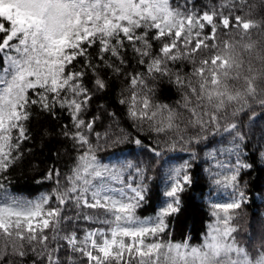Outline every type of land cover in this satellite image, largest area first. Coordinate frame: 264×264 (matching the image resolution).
Returning <instances> with one entry per match:
<instances>
[{
	"label": "snow or ice",
	"instance_id": "snow-or-ice-1",
	"mask_svg": "<svg viewBox=\"0 0 264 264\" xmlns=\"http://www.w3.org/2000/svg\"><path fill=\"white\" fill-rule=\"evenodd\" d=\"M245 3L246 0L238 3L224 0L221 9L235 10ZM208 26L210 32L205 34ZM219 27L226 33L236 29L239 39L221 41L217 35ZM257 27L256 22L241 15L233 17L231 11L228 15L216 10L185 14L173 9L170 0H0V172L18 158L13 153L28 138L22 122L29 118L30 105H38L45 111L57 103L68 108L77 131L65 135L85 149L65 177V188L54 193L57 207H47L51 200L48 196L35 202L13 198L0 204V239L5 249L10 246L12 253L22 258L31 251L41 264H66L60 255L62 247L78 253L85 264H264V242L258 250L250 252L238 244L234 235L238 229L231 222L246 202L243 191L230 203L214 205L218 210L213 212L217 223L210 226L199 247L161 237L166 229L164 217L178 210L179 193L184 190L183 185L190 183L188 175L177 179L165 193L173 202L160 210L155 222L139 219L136 209L145 198L143 186L130 183L120 188L111 186L112 182L120 181L124 169L97 160L94 146L81 130L90 133L94 123L80 118L91 99L81 83L84 73L66 71L78 56H87V48L94 44L99 45L100 60L105 59L104 53H109L124 63L121 52L127 41L150 76L171 75L170 62L195 63L197 52L215 50L193 71L196 84L178 74L176 83L191 93L185 96V107L191 113L189 123L199 128L209 124L219 126L222 111L231 108L236 114L252 101L264 106V49H257L248 39L250 29ZM151 40L161 42L155 55ZM255 61H259V67ZM130 82L133 88L130 117L155 120L157 111H150L147 96L138 97L136 91L148 87L143 74L133 76ZM95 85L105 88L99 78ZM30 91L36 98L29 97ZM138 102L142 104L140 109ZM158 108L162 112L167 106ZM175 119L176 114L168 109V129L174 126ZM236 127L231 123L225 130ZM156 130L164 128L158 126ZM136 143L140 144V140ZM248 167L238 162L229 183L236 186L239 170ZM52 175L50 172L49 178ZM55 175L59 177V172ZM68 204L77 209L75 219L107 228L86 230L83 238L75 231L61 235V224L73 219L62 215ZM83 209H102L104 216L81 215ZM67 264H75L74 258L69 257Z\"/></svg>",
	"mask_w": 264,
	"mask_h": 264
},
{
	"label": "trees",
	"instance_id": "trees-1",
	"mask_svg": "<svg viewBox=\"0 0 264 264\" xmlns=\"http://www.w3.org/2000/svg\"><path fill=\"white\" fill-rule=\"evenodd\" d=\"M222 3L224 0H170L173 9L185 14L199 15L216 10L228 15L231 11L233 17L241 15L245 20L256 22L259 27L250 29L248 39L257 49H264V0H246L243 8L235 10L221 9ZM209 32L210 26L205 27L204 33ZM217 35L221 41L239 39L234 28L226 33L219 27ZM151 36L150 32L149 39ZM151 43L155 55L161 42L151 40ZM214 51L203 49L197 52L195 63L188 60L170 62L171 75L150 76L127 41L121 52L124 63L109 53H104L105 59L100 60L99 45L94 44L87 48V56H78L66 71L84 73L81 83L91 99L82 109L80 118L86 123H94L90 133L86 129L81 130L94 146L97 160L103 165L124 169L120 181L112 182L111 186L120 188L129 183L143 186L145 198L136 209L139 219L155 222L160 210L173 202L165 193L177 179L188 175L190 183L183 185L184 190L179 193L178 210L164 217L166 229L161 234L162 239L174 243L187 242L192 247L201 246L210 226L217 223L213 212L218 210L214 205L226 197L239 198V192L243 191L246 202L231 223L238 229L234 234L238 244L254 252L264 242V106L252 101L236 114L231 108L219 113V126L193 127L189 123L191 113L185 107V96L191 95L190 90L176 83L178 74L183 80L196 84L197 77L192 75L193 71ZM89 62L91 66H88ZM254 63L259 67V61ZM116 68L119 72L115 71ZM138 74H143L148 85L147 88L136 89L138 97L146 95L150 111L158 113L153 121L133 119L129 115L133 91L130 81ZM97 78L104 81L105 88L96 87ZM29 97L36 98L31 91ZM158 106L167 108L161 112ZM137 107L142 108V104L138 102ZM168 109L176 114L171 129L167 128ZM27 111L29 118L22 123L28 138L13 153L18 158L6 171L0 172V184L3 185L0 204L13 198L35 202L48 196L51 200L47 207L55 208L54 193L65 188V177L85 149H80L70 135H65L66 132L77 131L68 108L57 103L50 111L42 110L38 105H30ZM231 123L237 125L236 129L226 131ZM158 126L164 130L158 132ZM137 140L140 144L136 143ZM155 152L160 155H155ZM238 162L250 167L239 170L236 186H232L229 181L237 170ZM129 164L131 168L127 167ZM50 172L53 173L51 178L48 176ZM56 172H59V177ZM76 213L77 209L70 204L64 206L62 215L73 219L61 224V235L75 231L79 238H83L86 230L107 228V225L90 223L82 218L77 220ZM83 214L104 216L102 209H83ZM60 255L66 264L69 257L74 258L75 264H85L84 258L66 248H61ZM34 261L41 264L31 251L23 258L13 254L11 247L5 249L4 241L0 239V264H33Z\"/></svg>",
	"mask_w": 264,
	"mask_h": 264
},
{
	"label": "rangeland",
	"instance_id": "rangeland-1",
	"mask_svg": "<svg viewBox=\"0 0 264 264\" xmlns=\"http://www.w3.org/2000/svg\"><path fill=\"white\" fill-rule=\"evenodd\" d=\"M183 177V176H182ZM182 177H181V180H182ZM221 204V203H220Z\"/></svg>",
	"mask_w": 264,
	"mask_h": 264
}]
</instances>
